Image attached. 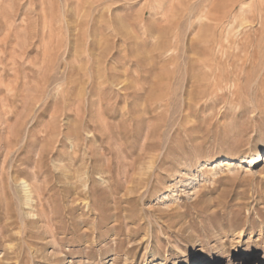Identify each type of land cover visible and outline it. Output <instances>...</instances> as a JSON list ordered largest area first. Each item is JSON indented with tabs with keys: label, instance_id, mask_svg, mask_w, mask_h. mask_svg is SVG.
Instances as JSON below:
<instances>
[{
	"label": "rangeland",
	"instance_id": "1",
	"mask_svg": "<svg viewBox=\"0 0 264 264\" xmlns=\"http://www.w3.org/2000/svg\"><path fill=\"white\" fill-rule=\"evenodd\" d=\"M257 151L264 0H0V264L263 256Z\"/></svg>",
	"mask_w": 264,
	"mask_h": 264
},
{
	"label": "bare ground",
	"instance_id": "2",
	"mask_svg": "<svg viewBox=\"0 0 264 264\" xmlns=\"http://www.w3.org/2000/svg\"><path fill=\"white\" fill-rule=\"evenodd\" d=\"M254 157H255V160H257L258 158L263 159L264 155H262L261 152L257 151L253 157L249 158L248 162L252 163L253 162L252 159ZM226 158H228V157H226ZM25 194H26V198L31 197L30 191H29L27 185H25ZM252 255L253 254L249 253V251H247V250H245L243 252L239 251V252L233 253V254H231L230 258H228L227 264H236V261L239 264H246V262L248 260L253 261L254 262L253 264H264V255L263 256L258 255L256 258L254 257L253 259H251ZM231 257H237V258H236V260H234V259L231 260Z\"/></svg>",
	"mask_w": 264,
	"mask_h": 264
}]
</instances>
